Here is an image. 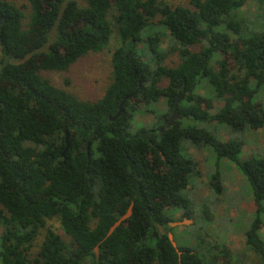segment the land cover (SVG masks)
Returning <instances> with one entry per match:
<instances>
[{"label":"trees","instance_id":"1","mask_svg":"<svg viewBox=\"0 0 264 264\" xmlns=\"http://www.w3.org/2000/svg\"><path fill=\"white\" fill-rule=\"evenodd\" d=\"M253 1L258 11L249 18L247 0H188L187 6L0 0V264H248L250 253L264 264V156L241 160L242 142H222L204 126L264 127V101L255 99L264 85V0ZM114 27L119 43L100 98L81 100L42 75L66 73L81 57L102 51ZM144 38L148 61L134 47ZM172 53L176 63L164 65ZM202 81L206 96L221 102L215 112L212 102L202 106L211 98L196 94ZM183 94L180 118L165 128ZM126 96L123 112L110 120ZM140 101H162L165 109L155 114L160 121L134 130ZM194 142L210 150L215 166L226 159L234 164L252 197L255 212L239 250L227 245L225 234L209 240L210 205L202 204L203 225L192 219L184 226L188 238L170 226L193 216L175 218L172 210L188 208L184 190L199 172L186 143ZM209 185L213 197L222 194L218 174ZM130 205V215L107 235ZM230 225H223L226 232Z\"/></svg>","mask_w":264,"mask_h":264},{"label":"rangeland","instance_id":"2","mask_svg":"<svg viewBox=\"0 0 264 264\" xmlns=\"http://www.w3.org/2000/svg\"><path fill=\"white\" fill-rule=\"evenodd\" d=\"M17 5L26 6V0H9ZM80 5H84V0H77ZM161 3H166L170 6H187L188 0H158ZM23 10L27 13V7ZM244 14L250 18L253 14L257 13L258 6L253 0H247L243 7ZM254 21V20H252ZM111 37L108 45L102 51L97 53H89L81 57L66 73L61 72H47L43 71L42 75L47 77L52 83L65 86L72 94L77 98L85 101H93L100 98L106 89L110 79V56L113 49L118 45L119 39L115 32ZM135 50L145 59L149 60V53L146 48V38L136 42ZM161 47L163 49L168 48L167 38L161 41ZM176 56L172 53L165 59L164 65L173 66L176 63ZM67 81V82H66ZM66 82V83H65ZM202 87L196 90V94H200L203 97L211 98L210 100H203L202 106L204 108L212 105L213 107L209 110L215 112L217 107L220 106L221 102L211 95L206 96L207 84L201 82ZM253 84L252 86H254ZM199 86V85H198ZM257 95L255 99L257 102L264 101V85L258 86ZM208 90V89H207ZM165 109L162 101H157L149 105L140 101L139 111L133 117V129H137L139 126H144L152 123H157L155 114L158 115L157 111ZM155 111V112H153ZM157 112V113H156ZM157 121V122H155ZM203 126L201 125H198ZM206 128L213 130L218 140L222 142H228L230 140H236L242 142L240 159L243 160L247 157H263L264 156V127L257 129L241 128L234 129L226 125H217L215 122L204 125ZM187 151L193 157L197 163L198 175L190 181L187 185V189L184 190L185 197L188 200V208L182 209V207L174 208L172 211L176 212V216L184 212L192 214L193 216L183 219V224L175 225L176 235L181 238H188L190 236L189 229L186 225L193 223V220L197 222L198 226L203 225L202 221L199 220L202 211V204L210 205L213 209V220L209 224L211 227V235L208 236L211 241H220L222 234H225V242L233 250H239L243 247L244 238L243 232L247 226L253 220V214L255 212V205L253 201L245 191L247 188L244 179L241 178L237 167L234 166L230 161L221 160L217 166L214 165L215 158L211 156L207 148L197 145V142L186 143ZM218 174L221 179L223 191L220 196L213 197L209 182L211 175ZM191 179V178H190ZM250 194V193H249ZM264 219V214L262 215ZM185 219L191 220L190 222ZM193 219V220H192ZM225 219V220H223ZM181 219L174 220L180 221ZM185 220V221H184ZM230 222V229L226 232L223 225L228 221ZM47 223L51 226V229L62 235L64 238L67 236L61 229L59 222L56 219L47 220ZM223 224V225H222ZM205 227V225H204ZM162 232H166L163 228H160ZM1 231V226H0ZM44 229L41 230L37 238L35 239L33 246L30 250L31 256L36 254L38 247L43 239ZM168 233V232H166ZM217 233V234H216ZM169 234V233H168ZM219 234V236H218ZM260 234L264 240V226L261 227ZM220 237V238H219ZM185 239L180 240L184 242ZM250 260L248 264H259L256 255L250 253L248 256Z\"/></svg>","mask_w":264,"mask_h":264},{"label":"water","instance_id":"3","mask_svg":"<svg viewBox=\"0 0 264 264\" xmlns=\"http://www.w3.org/2000/svg\"><path fill=\"white\" fill-rule=\"evenodd\" d=\"M128 97L129 96H126V97H124L122 100H121V102L119 103V106H118V110H117V112L114 114V116H112V117H110V120H115V119H117L118 118V116L119 115H121V113L123 112V109H124V103H125V101H126V99H128ZM184 97V94L175 102V104H174V106H173V109H172V114H171V116H170V118H169V120H168V123L165 125V128H169L172 124H173V122L176 120V119H178V118H180V115L176 112V108H177V105H178V101L180 100V99H182ZM65 142H66V146H65V148H64V150H63V152L61 153V156L63 157V158H65V154H66V152H67V150H68V148H69V141H68V131L66 130L65 131ZM88 148H89V145H87V150H88ZM132 205V204H131ZM131 205L129 206V208H128V210H127V212L124 214V215H122L111 227H110V229H109V231H108V233H107V235H109L111 232H112V230L116 227V226H118L119 224H120V222L122 221V220H124V219H126L129 215H130V213H131ZM186 221H188V222H190L191 220H188V219H185ZM184 220V221H185ZM184 222H183V220H181V221H176V222H171L170 223V226H175V225H181V224H183ZM168 236H169V239H170V241L172 242V245L175 247L176 245H175V242L173 241V237H172V234L171 233H169L168 234Z\"/></svg>","mask_w":264,"mask_h":264},{"label":"flooded vegetation","instance_id":"4","mask_svg":"<svg viewBox=\"0 0 264 264\" xmlns=\"http://www.w3.org/2000/svg\"><path fill=\"white\" fill-rule=\"evenodd\" d=\"M168 122L165 123V125L167 124ZM163 130V129H162Z\"/></svg>","mask_w":264,"mask_h":264}]
</instances>
